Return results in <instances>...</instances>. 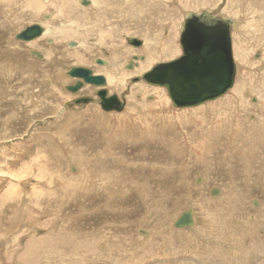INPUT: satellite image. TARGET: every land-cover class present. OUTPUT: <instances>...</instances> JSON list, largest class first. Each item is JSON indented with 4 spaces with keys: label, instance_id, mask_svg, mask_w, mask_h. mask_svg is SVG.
<instances>
[{
    "label": "rangeland",
    "instance_id": "1",
    "mask_svg": "<svg viewBox=\"0 0 264 264\" xmlns=\"http://www.w3.org/2000/svg\"><path fill=\"white\" fill-rule=\"evenodd\" d=\"M28 1L30 0H12V1L11 0H8V1L0 0V80L3 79L2 81H0V99H2L0 100V118H2V122L4 124V127H2L3 125H2V122L0 121V126L2 125L0 127V149H2V152L0 150V157H1L0 161L3 164L2 165L0 162V169L1 168L3 170H6V168L9 169L8 170L9 176H7V174L3 172L2 170L0 171V203H1L0 205V227H1L0 228V233H1L0 239L1 237L3 239V240L2 239L0 240V257H1L0 264H262V263L264 264V236H263L264 226L263 227L261 226L262 223L264 225V130H263L264 128V107H263L264 106V99H263L264 98V84H262L264 82V79L262 80V78L264 77V72H263L264 71V64H263L264 58L263 56H261L262 51H264V46H263L264 45V41H263L264 32L261 29L262 26L260 27L258 24L254 23L257 21L256 18H260L261 16H264L263 15L264 14V1L256 0L257 1L256 2L255 0H246L245 2H243L242 7L243 6L244 7L243 8L241 7V9L245 14L248 15V16H245L247 17L245 20L240 13L237 14L236 12V15H234L236 10L232 11L228 7L229 4L227 5V0H221V1L218 0L221 3V4L220 3L218 4L219 6L215 5L217 3V0H209V4H208L209 7H204V8L203 7L201 8L200 6L198 7V5L196 6V5L190 4L191 2L196 3L197 1L202 2L203 0H179L178 1L179 3L177 2V0H167L168 2L167 7H164V4L160 2L157 4L152 3L151 5L146 6L148 8L152 7L151 8L152 10L150 11L151 17L149 18L148 27L152 26L153 31L150 34H146V36H148L147 38H148L149 46H152L150 47V49L152 48L154 49L156 48V46L159 45L161 34L163 37H166L167 35H169V33L175 30L174 29L175 26L177 27L176 30L178 31L180 30V26L182 25V22H183V15L187 17L188 14L196 15L201 12H210L215 18L222 19V20L230 19L236 23L235 25L236 27L235 26L229 27L230 29L229 33L231 34L232 47H233L232 56H233V60L235 64V73L233 76L232 83L231 84L229 83L230 82L229 81L230 78H229V80L227 81V85H226V92L214 98L213 100H210L207 103H203L201 105L195 106L194 108L193 107L176 108L175 106L173 107V109L175 108L174 110H180V111L189 110L188 112L190 114L188 112L184 113L187 115L184 119V122H186V119L190 118L191 116V117H197L196 122L202 125L200 126L199 130H197L196 127L192 129L190 124H189L190 128H188V126L186 125L184 127L185 129L184 128L182 129L180 128V125L179 126L177 125V129L180 132L184 133L186 137V141L184 142L185 144L183 145L179 144L177 146H176V143L172 141V140L179 139V137L175 133L177 129H175L173 126H171L170 129L169 128L162 129V134L152 137L153 140L151 141H148V140L144 141L139 138L134 140V142L132 140L127 141L124 136L120 140H116V138H118L119 136L116 134L123 132L122 126L118 127L117 125L119 122L121 123L125 120L123 123H126L124 125L126 128H128L129 127L128 124L130 122L136 124L135 116H138L137 119H139V117L142 118V117H145V116L147 117L148 115H150L146 109L147 108L146 103L153 104L154 101L157 99V97L153 93L151 92L149 93V91H147V93H143L144 92L142 91L143 88L139 85V82H142V85L144 87L146 86V87L153 88V86L146 85L142 81L141 77H144L146 73H150L157 65L170 63L173 60L176 61L179 57L171 61H168V62L167 61L162 62L163 60H166V59L163 57L162 60L160 61V59H158V57L156 56L157 58L156 62L155 64L153 63V66L149 71L141 72L139 74H133L130 77H126L125 81H123L122 83L116 84L117 86L116 85L113 87H111L110 85L105 86L104 90L107 92V96L114 97L115 101H119L120 105H122L120 110L111 109L106 112L101 110L99 107L100 100L96 96V92H97L96 90H95L96 92L93 90L88 95H81V97L76 98L77 100L74 99L72 101L70 99H66L63 93L59 92L57 89L56 101L53 102L51 100L52 92H50V90L48 91L47 90L48 87H45L44 85L47 84L46 86H50L51 88L54 89L53 79H52L53 75L51 74V72L53 69H55V67L60 66L59 65L60 59L67 58V53L69 52V50L66 48L65 44L69 43L70 41H71L70 43L78 42L81 39L79 38L80 35L78 37H74L72 40L65 39L64 41L59 42L58 48L52 54L47 55L46 52L43 51L42 49H34V47L31 46L35 40L33 42L32 41L31 42H19V41L14 40V34L17 33L21 29L23 30L25 27H28L33 24H38V25L40 24V26L44 27L45 24L50 23L49 25H46V26H48V28L50 29V25H51L53 29L55 28L54 29L55 31L53 32H56L57 29H59L60 31L61 29L62 30L67 29L66 28L67 26L68 28L69 27L71 28V26L72 28H76V25L78 23H80V25L85 24L84 25L85 27L83 29H81L83 26L77 27L79 31L84 30L83 32H81V35L85 34L87 31L88 32L91 31L90 32L91 38L88 36L87 37L84 36L85 38L81 36L83 41L88 40L92 45H94L96 51L100 50L98 51V53L94 54L97 57L86 58L88 63L85 62L81 64V65H86L87 68L88 66L90 67V64L94 65L95 67H102L96 64V61L94 62V59L98 60V58L99 59L103 58L106 62L109 59L111 60L107 62L110 66L112 65L117 66V67L119 66L120 69L123 68L122 69L123 71L130 72V71H133L135 64L138 65L139 62L143 63L144 60H146L148 56H146L147 53L139 47L135 48L133 46L131 48V46H129L127 43L128 36L124 32L120 33L122 35L117 34L115 33L116 29L114 27L109 26V24L108 25L101 24L98 22L99 14L100 15L101 13L104 14L105 9H107V7H103L99 10H96V13L92 10L94 13L90 12V16H88V19L85 21L82 19V16L80 17V14L81 15L83 14L82 8L84 9V7L77 4V0H75V4H73V0L71 2L69 1V7L67 5L65 6L64 4L65 2H68V1L64 0L62 2L60 0L54 3V8L52 6L46 7V8L41 7L42 8L40 11L41 13L35 12V11L34 13H31L30 11L27 12V8L24 7V5L28 4L27 3ZM232 1H233V4H235V6L236 4H238V7L240 6V2H241L240 0H236V1L232 0ZM237 1H239V3H237ZM30 2H32V0ZM41 2L48 4V3H53V0H50V1L42 0ZM247 4H248V9H247ZM182 5L184 8L182 7ZM253 5H254V8L252 7ZM15 8L17 11H14ZM70 8H72V12L70 11ZM174 8H176V11ZM100 10H101V13H99ZM119 11L126 13V11L122 9H119ZM127 11L130 12V13H126L128 14L126 15V17L129 18L133 15L132 8H128ZM11 14H13V16ZM50 15H52V17L49 18L50 21H47L46 20L47 18L45 17L50 16ZM55 15H56V18H55ZM145 15L146 13H143L139 16L136 15L135 17L136 20L134 22L135 28L137 26H140L141 23L145 20ZM42 16H44L43 19H42ZM76 16H77V19H76ZM251 16H255L256 18L254 17V19L253 18L249 19ZM12 18L13 20H11ZM58 18H61V19H58ZM68 20H70L71 22ZM9 21H12V23H9ZM179 21H180V25L177 26ZM90 22H91V25L89 24ZM70 23H73L74 25ZM95 23L97 24V26H95L96 25ZM165 23L169 28L165 27ZM62 24L65 26L63 27ZM172 25L173 26L175 25V26L172 27V29H170ZM163 26L165 27L164 30L162 29ZM94 27L97 29H95ZM139 28L142 29V28H145V26H142ZM216 30L222 35V31L219 27L216 28ZM153 33L157 34V36L154 37ZM105 34H108V35L106 36ZM116 34L120 36L119 39L121 40V44L118 43L119 45L118 46L117 42H115V44L112 47H108L107 44L109 43L110 36H113V39H115ZM240 35H241V38H239ZM53 36L54 35H52L48 39L41 40L42 46L44 48H47L50 45L49 41L51 39L55 40V36L54 37ZM129 37L131 38V36ZM135 38L144 42V40L142 39H144L145 37L144 35H137ZM178 38H179V35H178ZM60 39H62V37ZM239 39H241L240 40L241 42H239ZM8 40L9 42L11 41L10 43L17 42V43H20L19 45H21V47H25L22 50L24 53L23 52L15 53L14 51H16L15 49L16 46L12 47L14 48L12 52H9L8 49H7L8 51L7 52L5 48H6V45H8L7 44ZM178 40L179 39H177V45L179 49L181 50ZM103 41H105L104 45H103L104 43ZM85 45H87L86 42H85ZM236 45L237 46L243 45V46L239 50V48H237ZM124 46H126L127 49H125ZM120 48L122 49L120 53L117 52V55H118V60H117L116 58H114L113 54H115V52L113 51V49H120ZM26 49L27 50L29 49L28 53L30 51L38 52L43 57L44 60L43 59L42 60L44 61V63L38 66V64L36 63L38 59L35 58L34 56L28 55L27 51L25 52ZM131 50H133L134 52ZM140 50H141V53H140ZM84 51L91 52L89 48H84ZM128 51L129 52L131 51L130 52L131 55L129 54ZM16 56H17V59H16ZM122 56L123 57L126 56V57L122 59L123 58ZM29 57L31 59H29ZM127 59L130 61H128ZM15 60H16V64H14ZM38 62H42V61H38ZM257 62H260V64L261 63L262 64L260 65ZM128 63H130L131 66L132 64L134 65L131 70L128 69V66H129ZM76 65H79V64H76ZM240 65L241 66L243 65L244 67H241ZM14 67H15V70L13 69ZM67 67H68L67 64L64 65L63 67L61 66L59 72L54 73V77L57 80L59 78L63 83H65L63 87H65L66 85H69V86L72 85L71 80H69V78H67V74H65V72L68 70ZM241 68L242 69L244 68V70H242ZM34 69L36 71H34ZM92 69L96 70L95 68H92ZM39 70L43 72L42 76L44 80L41 78L42 76L39 73ZM239 72L241 74H238ZM256 72L258 73L256 74ZM13 73L15 75H18V74L19 75L16 77ZM35 73H37L38 75L37 77H34ZM246 73H248L249 76H247L248 74ZM28 74L31 76H29ZM58 74L60 75L58 76ZM156 74L157 75L155 74L154 75L158 76V73ZM11 76H13L14 79L16 80L10 78ZM155 76L153 77L155 78ZM32 78H36L37 81L36 79H32ZM238 81H241L242 83ZM40 82H42L44 85ZM20 83L23 84L24 87L18 86ZM16 84L18 87L16 86ZM4 86H6V88L8 86V89H6ZM132 86H133V91H135L136 88H140V87L141 88L139 90H136V93L131 95ZM109 88H112V89H109ZM236 88L238 90L240 88L239 92L241 94L238 93V95L240 94L239 96L241 100L243 101L244 98H246L244 101L248 103L245 107L242 108L244 110L240 111L238 114H237V111H234L236 113L234 112L231 113L232 109L229 108V104L223 103L225 99H230L232 96L234 98H237L235 94L237 90ZM259 88L261 89L263 88V89L259 90ZM8 91L9 92L12 91V92H10L9 94ZM252 91L258 92V96L260 97L257 98L255 94H253ZM41 92H43L44 94L43 93L41 94ZM231 92H234V94ZM153 96L155 97V99ZM59 98L61 101H58ZM81 98L89 99L90 102L86 104H75V102ZM256 98L262 102L263 105L261 104V106L263 108H260L259 105H258L259 107L257 106ZM16 99L18 101H16ZM30 100L32 101L31 103H30ZM166 100L169 102L170 106L172 107V104L168 97L166 98ZM134 101H137L138 105H137V102H134ZM2 102L4 103V105H2L3 104ZM27 102H29L28 105H27ZM53 103L55 106V107L53 106L54 110L52 108ZM89 104L91 105V108L89 107L90 106ZM109 104H112V103H109ZM213 104H218L216 106H218L220 110L223 109L222 105L225 106L224 109L226 108L230 109V110H227L228 112H224L225 118L223 122H219L217 118H215V116L211 117L212 116L211 113L206 114L210 116L208 120L205 119L204 121H202L201 113H204V112H200V110L203 107L208 106L207 109L211 111L213 108L216 107V106H211ZM26 106L27 108H25ZM86 106L88 108H86ZM93 106H95L96 108ZM142 107H144V109ZM160 107L166 108V109H161ZM97 108L99 109L100 112L97 111ZM247 108H253V109L249 112L247 111L246 113H244V111ZM129 109L130 110L132 109V111H130ZM137 109L139 110L137 111ZM256 110H258L257 113H256ZM90 111H96L95 114L100 113L102 121L99 119L95 120L96 119L95 115L93 117L90 116V114L87 115V113H89ZM154 113L156 114L155 117L157 118L171 117L170 115L171 113L169 114V110L167 109V107H163V106H155ZM114 115L116 117L119 115L118 117H120L119 118L120 120L116 119L118 123L112 119L113 117H115ZM234 115H236V117ZM13 116H14V120H13ZM73 116H81V117L84 116V119L73 118ZM242 117H244L243 120H245L244 125H248V127H246L245 129H244V125L240 126L239 124L236 123L237 119L242 118ZM77 119L79 120L77 121ZM261 121L262 123H260ZM146 122L147 121L145 119V123ZM6 123H8L9 125ZM105 123H106V127H105ZM233 123L234 125L232 126ZM50 124L51 126H49ZM156 124H158L157 127H160V125L162 124V121L157 122ZM216 124L218 126H216ZM236 124L239 127L236 126ZM91 126H93L94 128ZM213 127L217 129L220 135L216 137H214L215 135H213L212 140L209 141L208 139L209 142L206 141L204 143L205 144L204 146L200 145L199 149L198 147L193 148L191 145L192 143L190 142H196L198 140L200 141L202 138L206 140V135L210 136V133L208 132L213 130ZM252 127H254L256 130L254 128L252 130ZM2 128H4V130H2ZM39 129L41 130L39 131ZM90 129H92V132L90 131ZM105 129L108 131V134H109V141L107 138L106 143H105V139H103L105 132H107ZM257 129L260 132L257 131ZM62 131L64 133H62ZM217 131H215V133H217ZM39 132L41 134L46 133L45 138L50 137V139L54 141L52 145L53 146L55 145L54 147H57L55 150L54 149L52 150L50 147H47L45 149V151H47V153L45 154L47 155L48 158H46V160L42 162L43 165H41L42 163L40 160H38L39 162L38 164H31V158L34 155V153H36L37 148L44 150L45 145H48V143H46L45 145L42 144L41 146L36 147L34 142L36 143L38 140L37 138L33 136H36L37 135L36 133H38L39 135ZM59 134H61L62 136H60ZM133 134H139V133L137 132V130H135L133 131ZM251 134H253L254 136H252ZM19 135L20 136L22 135L21 139L18 138ZM161 135H167L170 138L168 141L169 143L166 141V139L159 141L158 138H160ZM52 136L53 138H51ZM207 138H210V137H207ZM125 142L128 144H126ZM176 142H179V141H176ZM103 143H105L106 145H103ZM13 144H15V146ZM172 144L173 146H176V148H179L178 151L180 152V155L174 151V147H172ZM5 147L8 148V151H7V148ZM18 148L20 151L18 150ZM23 149L24 150L26 149V151H29V153H27L26 151H25L26 153L24 151L23 153L21 151ZM65 149L67 150L65 151ZM5 150L7 151V154ZM202 151L204 152L203 155L201 154ZM16 153H18L19 155ZM10 154L15 155L16 157L9 158L8 156ZM62 155H63V158H62ZM5 156H7L9 159H7V157L4 158ZM19 156H20V159L18 158ZM75 156L79 157V160H74L73 158ZM53 157H55V159ZM17 158H18V161L16 160ZM68 158L70 159L69 161H68ZM12 159L13 160L15 159V160L12 161ZM72 159L74 162H72ZM104 159H106L107 161L106 160L104 161ZM111 159L114 161H111ZM123 159L125 162H123ZM9 160H10V163L8 162ZM50 162L51 163L53 162V163L50 165ZM79 163H80V166H79ZM124 163L126 164L124 165ZM7 164H10L13 168H11V166ZM140 165L142 167H140ZM101 167H103L102 168L103 170H101ZM75 168L89 170V174L87 176L86 175L79 176ZM105 168L106 170H104ZM165 169L166 171H164ZM61 170L63 171V173ZM51 171L52 172L54 171L53 172L54 175H52ZM180 171L185 172V174H183ZM57 172L59 174L58 178H56L57 176H55V174L58 175ZM13 173H15V176ZM92 173H94V177L91 178V176H93ZM71 175L72 177H69ZM105 177L107 178L105 179ZM41 179H44V180H41ZM69 179L71 182L68 181ZM25 180L28 182L26 183ZM38 180L41 183H39ZM54 180L56 181L54 182ZM101 180H102V183H99L101 182ZM60 182L62 183V185ZM78 182L80 183V185L78 184ZM110 183L112 186L110 185ZM133 183L134 185H132ZM140 183L143 185H141ZM181 183L182 185H180ZM9 184L13 186L14 190L13 188L8 187L10 186ZM77 184L79 186H77ZM98 185L100 186V188L98 187ZM148 185H150L151 190L148 189L149 188ZM68 186H71V187H68ZM29 187H32V188H29ZM83 187L84 189H82ZM54 189L55 190L57 189V190L55 191ZM85 189H87V191ZM143 189L144 191H146V194L144 195L141 193L143 192L142 191ZM11 190L13 192L16 191L17 194H14L16 195V197L14 196L15 198L12 196L8 199V196L13 194ZM18 190H20L22 195L19 194L20 192ZM38 190H40L41 192ZM53 190L55 192H53ZM4 191H6L8 194L5 193ZM96 191L98 192V194ZM222 191L224 193H222ZM25 192H30V195L29 193L25 194ZM48 192H50L51 195ZM108 192H110V194H108ZM118 192H120L121 194L126 193V195L122 199H117V197H119L118 195H120V193ZM216 193H219V194L217 195ZM85 195H86V198H85ZM147 195L150 197H148ZM141 196H142V199H141ZM145 196L147 197L145 198ZM219 196L220 198H218ZM106 198L109 200H107ZM110 198H114V200ZM45 199H46V203H45ZM61 199L63 203L61 202ZM146 199H148V203ZM22 201H23V204H22ZM59 201H60V204H58ZM105 203H107V205ZM17 204L18 205L20 204V205L18 206ZM14 206H17L18 208ZM95 206H98V207H95ZM107 207H110L111 209H107ZM24 208L25 210H23ZM31 208L34 212L31 211ZM37 210L39 211V213L37 212ZM183 211L189 212L194 222V226L192 225V226H188L185 228L177 229L178 230L177 231L176 229L173 228L172 223L179 214L183 213ZM18 212H20L19 213L20 215L18 214ZM32 213L34 214L32 215ZM29 215H30L29 217L30 219L29 218L27 219ZM228 217L229 219L227 220ZM35 219H37L38 221L37 220L34 221ZM140 221L142 222L140 223ZM50 225H52V227ZM242 226L243 227L245 226L246 228H242ZM140 229H143L144 231H146V233H149V235L148 236H144V235L142 236V234L140 235L139 233ZM12 234H13V237H12ZM159 237L162 239H159ZM12 238L15 239V242L12 241L13 240ZM5 243L6 244L10 243V244L6 245ZM54 244H56L57 246ZM207 247H208V250L206 249ZM27 248L28 250H30V252L27 250ZM62 253H63V256H62Z\"/></svg>",
    "mask_w": 264,
    "mask_h": 264
},
{
    "label": "bare ground",
    "instance_id": "2",
    "mask_svg": "<svg viewBox=\"0 0 264 264\" xmlns=\"http://www.w3.org/2000/svg\"><path fill=\"white\" fill-rule=\"evenodd\" d=\"M8 1V0H7ZM12 1V0H11ZM31 1V0H30ZM30 1H28L27 3L28 4H26V5H24V7H26L27 8V12H31V13H34V11L35 12H39V13H41L40 11H41V7H43V8H46V7H53L54 8V3L55 2H58V1H60V0H53V3H48V4H45V3H43V2H41L42 0H32V2H30ZM46 1H48V0H46ZM50 1V0H49ZM62 2L64 1V0H61ZM66 1H68V2H65L64 4H65V6L67 5L68 7H69V1L71 2L72 0H66ZM83 1H86L87 3H88V5L87 6H83L82 4H81V2H83ZM152 1H154V2H152ZM179 0H177V2H178ZM221 1V0H220ZM220 1H218L217 0V3L215 4L216 6L220 3ZM236 1V0H235ZM241 2H240V6L238 7V4H236V6H235V4H233V1L232 0H227V5H228V7L232 10V11H235V13H234V15H236V12H237V14L238 13H240L242 16H243V18H244V20L247 18V17H245V16H248L247 14H245L243 11H242V9H241V7H242V4H243V2H245L246 0H240ZM256 1V0H255ZM259 1V0H258ZM262 1H264V0H262ZM2 2V1H1ZM162 3V4H164V7H167V4H168V2H167V0H77V4H79V5H81V6H83L84 7V9L82 8V12H83V14L81 15L80 14V17L82 16V19L83 20H87L88 19V16H90V12H95L96 13V10H99V9H101V8H103V7H107V9H105V13L104 14H102L101 13V10H100V12L99 13H101V15L99 14V20H98V22L99 23H101V24H109V26H112V27H114L115 29H116V31H115V33H117V34H120L121 32H124L127 36H128V38H130L129 36H134V38L137 36V35H144V39H142V40H144V42H142L143 43V47L142 46H140L141 47V49L142 50H144L146 53H147V55L146 56H148L147 57V59L146 60H144V62L143 63H140L139 61V64L137 65V64H135V67H134V69H133V71H128V72H125V71H123L122 69H120L119 68V66L117 67V66H114V65H112V66H110L107 62L108 61H111L110 59L106 62L103 58H101V59H99V60H97V59H94V62L97 60V62H96V64H98V65H100V66H102V67H95L94 65H91L90 64V67L88 66V68H87V66L86 65H81V64H83V63H88L87 62V60H86V58H94V57H97V56H95L94 54H96V53H98V51H100V50H97L96 51V49H95V47H94V45H92L88 40L87 41H83V39H82V37L81 36H88V37H90L91 38V36H90V32H86L85 34H83V35H81V32H83V31H79V29H77V27H82L81 29H83L85 26V24H83V23H81V24H83V25H80V23H78L77 25H76V28H72V26H71V28L69 27L68 28V26L66 27L67 29H61V31L59 30V29H57V31L56 32H53V31H55L54 29H53V27H51V25H50V29L48 28V26H46V25H49L50 23H48V24H45V26H44V24H43V26L44 27H42V26H40V24L38 25V24H33L32 26H38V27H40V28H42L43 29V31H42V34L40 35V36H38V37H36V38H34V39H32V40H29L28 42H33L34 40V43L31 45L32 47H34V49H42L43 51H45L46 52V54L47 55H50V54H52L57 48H58V46H59V42H61V41H64L65 39H68V40H72L74 37H78L79 35H80V37L79 38H81L78 42H75V43H66L65 45H66V48L69 50V52L67 53V58H64V59H60L59 60V65L60 66H58V67H55V69H53L52 70V72H51V74L53 75V87H54V89L53 88H51L50 86H46V85H44L42 82H40V83H42L45 87H48L47 88V90L49 91L50 90V92H52V97H51V100L53 101V102H55L56 101V92H57V89H58V91L59 92H61V93H63V95H64V97L66 98V99H70V100H74V99H76V98H79V97H81V95H88L90 92H92L93 90L95 91H97V90H102L103 88H100V89H98V88H96V87H92V86H82L81 88H79L76 92H73V93H71V92H69L68 91V86L69 85H66L65 87H63L64 86V84L65 83H63L59 78H58V80L54 77V73L55 72H59V70H60V68H61V66L63 67L64 65H66L67 64V69L69 70L70 68H83V69H86V70H90L91 72H92V76H101V77H103L104 78V80H105V84H106V86H111V87H113V86H115L116 84H119V83H122L123 81H125V78L126 77H130L131 75H133V74H139V73H141V72H146V71H149L151 68H152V66H153V63L155 64V62H156V56L158 57V59H160V61L162 60V58L164 57L166 60H163L162 62H165V61H171V60H173V59H176L177 57H179L178 59H182L183 57H184V52H187L188 51V49L186 50V51H183V48H182V45H183V43H182V39H183V36L185 35V34H187L188 33V28H189V26H191V25H193V26H195V28H196V31L195 32H193V35L194 36H198L199 35V33H200V28H199V22L198 21H194V20H192L191 22H186L185 20L186 19H188V16L187 17H185L184 15H183V22H182V25L180 26V30L178 31V30H176L177 29V27L175 26H171V28L170 29H172V27H174V31H172L171 33H169V35H167L166 37H163L162 36V34H161V37H160V42H159V45L158 46H156V48H152V49H150V47H152V46H149V42H148V36H146V34H150V33H152V31H153V29H152V26H149L148 27V25H149V18L151 17V8H148V7H146L147 5H151L152 3L153 4H157V3ZM215 2V1H214ZM257 2V1H256ZM3 3V2H2ZM8 3V2H7ZM14 3H16V2H14ZM179 3V2H178ZM235 3V2H234ZM237 3H239V1H237ZM254 3V2H253ZM261 3V2H260ZM72 4V3H71ZM73 4H75V0H73ZM191 5H198V7L200 6L201 8L203 7H209V0H203L202 2H196V3H193V2H191L190 3ZM221 4V3H220ZM246 4V3H245ZM244 4V5H245ZM257 4V3H256ZM16 5V4H15ZM57 5V4H56ZM63 5V4H62ZM172 5V4H171ZM6 6H7V4H6ZM71 6V5H70ZM155 6V5H154ZM219 6V5H218ZM21 7V6H20ZM159 7H160V5H159ZM182 7H183V5H182ZM181 7V8H182ZM210 7H211V5H210ZM244 7V6H243ZM242 7V8H243ZM253 8H254V5L252 6ZM251 7V8H252ZM260 7V6H259ZM258 7V8H259ZM59 8V7H58ZM128 8H132V11H133V15L131 16V17H129V18H127L126 17V15H128V14H126V13H130V12H128L127 10H128ZM184 8V7H183ZM257 8V7H256ZM60 9V8H59ZM58 9V10H59ZM119 9H122V10H124V11H126V13L125 12H122V11H119ZM159 9V8H158ZM168 9H170V8H168ZM175 9V11H176V8H174ZM247 9H248V4H247ZM38 10V11H37ZM66 10V9H65ZM64 10V11H65ZM69 10V9H68ZM67 10V11H68ZM93 10V11H92ZM155 10V9H154ZM167 10V9H166ZM180 10V9H179ZM227 10V9H226ZM251 10V9H250ZM261 10V9H260ZM14 11H17L16 10V8L14 9ZM24 11H25V9H24ZM60 11V10H59ZM70 11L72 12V8H70ZM69 11V12H70ZM163 11H165V10H163ZM188 11V10H187ZM194 11V10H193ZM225 11V10H224ZM44 12V11H43ZM53 12V11H52ZM51 12V13H52ZM93 12V13H94ZM253 12V11H252ZM19 13V12H18ZM51 13H49V14H51ZM61 13V12H60ZM143 13H146V15H145V20L141 23V25L140 26H137L136 28L134 27V22H135V17H136V15H141V14H143ZM153 13V12H152ZM171 13V12H170ZM173 13V12H172ZM182 13V12H181ZM188 13V12H187ZM202 13H206L207 15H209L210 17H212V18H215V17H213V15L210 13V12H201V13H198V14H196V15H200V14H202ZM225 13V12H224ZM232 13V12H231ZM230 13V14H231ZM14 14V13H13ZM13 14H11L12 16H13ZM47 14H48V12H47ZM73 14V13H72ZM71 14V15H72ZM219 14H221V13H219ZM233 14V13H232ZM251 14V13H250ZM249 14V15H250ZM257 14V13H256ZM10 15V14H9ZM228 15V14H227ZM262 15V14H261ZM264 15V14H263ZM46 16V15H45ZM62 16V15H61ZM79 16V15H78ZM92 16V15H91ZM233 16V15H232ZM258 16V15H257ZM260 16V15H259ZM41 17V16H40ZM52 17V15H50V16H47V17H45V18H47L46 20L47 21H50V19L49 18H51ZM254 17L255 16H251L249 19H251V18H253L254 19ZM44 18V16H42V19ZM55 18H56V15H55ZM69 18V17H68ZM97 18V17H96ZM168 18V17H167ZM225 18V17H224ZM233 18V17H232ZM256 18V17H255ZM10 19V18H9ZM58 19H61V18H58ZM76 19H77V16H76ZM78 19H80V18H78ZM153 19V18H152ZM169 19V18H168ZM174 19H176V18H174ZM173 19V20H174ZM242 19V18H241ZM257 19V21L256 22H254V23H256V24H258L260 27L262 26V30H263V32H264V16H261L260 18H256ZM259 19V20H258ZM11 20H13V18L11 19ZM164 20V19H163ZM171 20V19H170ZM169 20V21H170ZM230 20V19H229ZM68 21H70V20H68ZM67 21V22H68ZM90 21V20H89ZM237 21H239V20H237ZM249 21V20H248ZM247 21V22H248ZM71 22V21H70ZM166 22V21H165ZM230 23H232V26H235L236 25V23L234 22V21H232V20H230L229 21ZM244 22V21H243ZM9 23H12V21H9ZM43 23V22H42ZM86 23V22H85ZM133 23V24H132ZM170 23V22H169ZM176 23V22H175ZM204 23L206 24V25H208V26H211L212 27V29H216V28H220V26L218 25V26H214L216 23H212V22H210V21H208L207 19H204ZM70 24H72V25H74L73 23H70ZM90 25H91V22L89 23ZM96 24V23H95ZM123 24H124V26H123ZM164 24V23H163ZM173 24V23H172ZM63 25V24H62ZM178 25H180V21L178 22V24H177V26ZM31 26V25H30ZM30 26H28V27H25L24 29H28V28H30ZM65 25H63V27H64ZM87 26V25H86ZM95 26H97V24L95 25ZM142 26H145V28H142V29H140L139 27H142ZM231 26V27H232ZM255 26V25H254ZM62 27V26H61ZM165 27L166 28H169L167 25H166V23H165ZM164 26L162 27V29L164 30V28H165ZM236 27V26H235ZM95 28V27H94ZM113 28V29H114ZM203 28H205V27H203ZM253 28V27H252ZM24 29L22 30H19L17 33H15L14 34V38H16L19 34H21L22 33V31H24ZM52 29V30H51ZM95 29H97V28H95ZM111 30V29H110ZM234 30V29H233ZM237 30V29H236ZM235 30V31H236ZM166 31V30H165ZM222 31H223V29H222ZM16 32V31H15ZM179 32V33H178ZM97 33H99V32H97ZM161 33V32H160ZM235 33H237V32H235ZM234 33V34H235ZM103 34V33H102ZM101 34V35H102ZM115 35V39H113V36H110V38H109V43L107 44L108 45V47H112L114 44H115V42H117V45H118V43L119 44H121V40L119 39L120 38V36H118V35ZM239 34H240V32H239ZM238 34V35H239ZM52 35H54L55 36V40H53V39H51L48 43L50 44L47 48H44L43 46H42V42H41V40H43V39H48L49 37H51ZM93 35H95V34H93ZM92 35V36H93ZM106 36L108 35V34H105ZM120 35H122V34H120ZM178 35H179V38H178ZM236 35V34H235ZM53 36V37H54ZM104 36V35H103ZM124 36V35H123ZM153 36L154 37H156L157 36V34H155V33H153ZM262 36V35H261ZM52 37V38H53ZM62 37V39H60ZM238 37V36H237ZM257 37V36H256ZM264 37V36H263ZM85 38V37H84ZM89 38V39H90ZM107 38V39H108ZM122 38V37H121ZM150 38V37H149ZM158 38V37H157ZM239 38H241V35H240V37ZM177 39H179L178 40V42H179V44H180V47H181V50L179 49V47H178V45H177ZM235 39V38H234ZM237 39V38H236ZM84 40H86V39H84ZM92 40V39H91ZM99 40V39H98ZM127 40V39H126ZM152 40H153V38H152ZM241 39H239V42H241L240 41ZM244 40V39H243ZM261 40V39H260ZM16 41H19V42H22V41H20V40H16ZM94 41H95V39H94ZM101 41H102V39H101ZM107 41V40H106ZM233 41H235V40H233ZM264 41V40H263ZM11 42V41H10ZM9 42V40H8V42H7V44L8 45H6V48H5V50L7 51V49H8V51L9 52H12V50H14V48H12L13 46H16L15 47V49H16V51H14L15 53L16 52H23L22 50H23V48H25V47H21V45H19L20 43H17V42H14V43H10ZM72 42H74V41H72ZM85 42H86V44L87 45H85ZM104 43H103V45L105 44V41H103ZM249 42V41H248ZM100 43V42H99ZM236 43V42H235ZM234 43V44H235ZM261 43V42H260ZM29 44V43H28ZM47 44V43H46ZM96 44V43H95ZM102 44V43H101ZM242 44V43H241ZM70 45H72V46H70ZM126 45V44H125ZM239 45V44H238ZM250 45V44H249ZM260 45H262V44H260ZM98 46V45H97ZM102 46V45H101ZM119 46V45H118ZM127 46V45H126ZM126 46H124L125 47V49H127V47ZM237 46V45H236ZM242 46L243 45H241V46H237V48H239V50H240V48H242ZM246 46H247V44H246ZM251 46V45H250ZM264 46V45H263ZM262 46V47H263ZM106 47V46H105ZM84 48H89L90 50H91V52H86V51H84ZM132 48V47H131ZM233 48V47H232ZM102 49V48H101ZM110 49V48H109ZM121 49L122 48H120V49H113V51L115 52V54H113L114 55V58H116L117 60H118V55H117V52H119L120 53V51H121ZM260 49V48H259ZM29 50V49H28ZM28 50L26 49L25 50V52L27 51V53H28ZM32 50V49H31ZM128 50H129V48H128ZM134 50V49H133ZM133 50H131V51H133ZM242 50V49H241ZM7 51V52H8ZM103 51V50H102ZM130 51V52H131ZM137 51V50H136ZM236 51V50H235ZM259 51V50H258ZM129 52V51H128ZM130 52H129V54H130ZM134 52V51H133ZM181 52V53H180ZM242 52V51H241ZM256 52V51H255ZM24 53V52H23ZM34 53L35 54H37L39 57H37V56H35L34 55ZM112 53V52H111ZM123 53V52H122ZM140 53H141V50H140ZM241 54V53H240ZM4 55V54H3ZM28 55H30V56H34L35 58H37L36 60H37V64H38V66H40V65H42L43 63H44V59H43V57L38 53V52H36V51H30L29 53H28ZM101 55V54H100ZM112 55V54H111ZM120 55V54H119ZM126 55V54H125ZM131 55V54H130ZM139 55V54H138ZM236 55V54H235ZM44 56H45V54H44ZM143 56V55H142ZM261 56H263V58H264V51H262V54H261ZM33 57V58H34ZM111 57V56H110ZM113 57V56H112ZM123 57V56H122ZM124 57H126V56H124ZM124 57L122 58V59H124ZM130 57V56H129ZM137 57V56H136ZM139 57V56H138ZM236 57H238V56H236ZM242 57V56H241ZM34 58V59H35ZM106 58V57H105ZM108 58V57H107ZM244 58V57H243ZM253 58H254V56H253ZM261 58V57H260ZM16 59H17V56H16ZM29 59H31L30 57H29ZM43 59V60H42ZM247 59V58H246ZM245 59V60H246ZM93 60V59H92ZM101 60V61H100ZM126 60V59H125ZM128 60V59H127ZM241 60V59H240ZM5 61V60H4ZM38 61H42V62H38ZM46 61V60H45ZM49 61V60H48ZM113 61H114V59H113ZM128 61H130V60H128ZM93 62V63H94ZM121 62V61H120ZM135 62V61H134ZM137 62V61H136ZM246 62V61H245ZM262 62V61H261ZM66 63V64H65ZM115 63H116V61H115ZM119 63V62H118ZM131 63V62H130ZM130 63H128V64H130ZM236 63V62H235ZM249 63V62H248ZM254 63V62H253ZM257 63H259L260 64V62H257ZM14 64H16V60H15V62H14ZM48 64V63H47ZM62 64V65H61ZM69 64V65H68ZM76 64H79V65H76ZM113 64V63H112ZM233 64V63H232ZM240 64V63H239ZM246 64V63H245ZM258 64V65H259ZM262 64V63H261ZM260 64V65H261ZM264 64V63H263ZM76 65V66H75ZM118 65V64H117ZM131 65V64H130ZM234 65V64H233ZM244 65V64H243ZM241 66V67H244V66ZM51 66V65H50ZM123 66V65H122ZM124 66H125V64H124ZM123 66V67H124ZM133 64H132V66H131V69L133 68ZM138 66V67H137ZM250 66V65H249ZM252 66H253V64H252ZM3 67H5V66H3ZM84 67H86V68H84ZM50 68V67H49ZM66 68V67H65ZM64 68V69H65ZM92 68H95L96 70H93ZM238 68H240V67H238ZM237 68V69H238ZM249 68V67H248ZM250 68H252V67H250ZM254 68V67H253ZM259 68H260V66H259ZM14 70H15V67L13 68ZM63 69V70H64ZM130 69V70H131ZM242 69V68H241ZM240 69V70H241ZM5 70V69H4ZM9 70V69H8ZM17 70V69H16ZM67 70V71H68ZM125 70V69H124ZM242 70H244V68L242 69ZM6 71V70H5ZM11 71V70H10ZM9 71V72H10ZM34 71H36L35 69H34ZM67 71L65 72V74H67ZM237 71V70H236ZM247 71H248V69H247ZM15 72V71H14ZM16 72H18V71H16ZM21 72V71H20ZM31 72V71H30ZM245 72V71H244ZM255 72V71H254ZM264 72V71H263ZM39 73L41 74V76H42V74H43V72L41 71V70H39ZM258 72H256V74H257ZM14 74V73H13ZM21 74V73H20ZM31 74V73H30ZM145 74V73H144ZM238 74H241L240 72L238 73ZM246 74H248V73H246ZM255 74V73H254ZM2 75V74H1ZM12 75V74H11ZM15 75V74H14ZM13 75V76H14ZM19 75V74H18ZM18 75H15L16 77L18 76ZM29 75V74H28ZM60 74H58V76H59ZM143 75V74H142ZM250 75H252V74H250ZM3 76V75H2ZM13 76H11L10 78H12V79H14V77ZM29 76H31V75H29ZM38 75H37V73H35V76L34 77H37ZM57 76V77H58ZM63 76V75H62ZM65 76V75H64ZM236 76V75H235ZM247 76H249V74L247 75ZM258 76V75H257ZM8 77H9V75H8ZM7 77V78H8ZM15 77V78H16ZM23 77V76H22ZM21 77V78H22ZM25 77V76H24ZM46 77V76H45ZM5 78H6V76H5ZM42 79H43V76L41 77ZM60 78H61V76H60ZM67 78H69L68 76H67ZM133 78V77H132ZM135 78H136V76H135ZM248 78V77H247ZM255 78V77H254ZM254 78H252V79H254ZM23 79V78H22ZM26 79V78H25ZM32 79H36V78H32ZM31 79V80H32ZM41 79V80H42ZM47 79V78H46ZM49 79V78H48ZM145 80L147 79V78H144ZM264 79V77L262 78V80ZM3 79H1L0 81H2ZM5 80V79H4ZM14 80H16V79H14ZM17 80H18V78H17ZM44 80V79H43ZM66 80V79H65ZM69 80H71V83H72V85H74V84H76L77 82H79L78 80H75V79H71V78H69ZM128 80V79H127ZM131 80V79H130ZM261 80V81H262ZM9 81V80H8ZM12 81V80H11ZM33 81V80H32ZM36 81H37V79H36ZM4 82V81H3ZM2 82V83H3ZM13 82V81H12ZM68 82H70V81H68ZM127 82V81H126ZM146 85H148V86H153V88L152 87H144L143 85H142V82H139V85L143 88L142 89V91H144L143 93H147V91H149V93L151 92V93H153L156 97H157V101L155 100L154 101V105L155 106H163V107H167V109L169 110V114L171 115V117H167V118H157V117H155L156 116V114L154 113V109H155V106L153 105V104H149V103H146V105H147V111H148V113L150 114V115H148L147 117L145 116V117H142V118H140L139 117V119H137L138 118V116H135L136 117V124L135 123H127L128 125H129V127L128 128H126L125 127V125L124 124H126V123H123V122H117L116 121V119H119L120 117H116L115 115V117H113L112 119L113 120H115V122H117L116 124L118 125V127H120V126H122V128H123V132H121V133H119V134H116V135H119L118 136V138H116V140H120L123 136L126 138V140L127 141H133L134 142V140H136V139H142V140H144V141H146V140H148V141H151V140H153V138L152 137H155L156 135H160V134H162V129H170V127L171 126H173L175 129H177V125L179 126L180 125V128H184L186 125L188 126V128H190V126H189V124L191 125V127H192V129L193 128H197V130H199V128H200V126H202L201 124H199V123H197L196 122V119H197V117H191L190 116V118H188V119H186V122H184V119H185V117L187 116L186 114H184V113H186V112H188V111H180V110H174L173 109V107L174 106H176L175 105V103L168 97V94H167V90L164 88V87H162L161 85H159L158 83H149L148 81H143ZM238 82H241V81H238ZM8 83V82H7ZM16 83V82H15ZM49 83H50V81H49ZM49 83H48V85H49ZM242 83V82H241ZM253 83V82H252ZM67 84V83H66ZM127 84V83H126ZM240 84V83H239ZM254 84V83H253ZM262 84H264V82L262 83ZM37 85V84H36ZM238 85V84H237ZM248 85V84H247ZM10 86V85H9ZM16 86H17V84H16ZM18 86H23L24 87V85L23 84H19ZM17 86V87H18ZM27 86V85H26ZM117 86V85H116ZM134 86V85H133ZM133 86L131 87L132 88V94L131 95H133L134 93H136V90H139L140 88H136L135 89V91H133ZM157 86V87H156ZM250 86V85H249ZM252 86V85H251ZM260 86V85H259ZM263 86V85H262ZM5 88H6V86H4ZM58 87V88H57ZM139 87V86H138ZM155 87V88H154ZM162 87V88H161ZM245 87V86H244ZM243 87V88H244ZM12 88V87H11ZM10 88V89H11ZM14 88V87H13ZM29 88V87H28ZM39 88V87H38ZM43 88V87H42ZM108 88V87H107ZM115 88V87H114ZM122 88V87H121ZM158 88H160V89H158ZM6 89H8V86H7V88ZM23 89V88H22ZM109 89H112V88H109ZM108 89V90H109ZM163 89H165V90H163ZM237 89V88H236ZM248 89V88H247ZM261 88H259V90H260ZM263 89V88H262ZM261 89V90H262ZM12 90V89H11ZM46 90V89H45ZM44 90V91H45ZM63 90H65V91H63ZM239 90H240V88H239ZM239 90L237 89L236 90V92H235V94H236V96H237V98H234L233 96L230 98V99H225V101L223 102V103H228L229 104V108L230 109H232V111H231V113H233L234 111H237V114L240 112V111H243L244 109H242L243 107H245L248 103L246 102V101H244L246 98H244V100L242 101L241 100V98H240V92H239ZM245 90V89H244ZM255 90H256V88H255ZM21 91V90H20ZM29 91V90H28ZM40 91V90H39ZM43 91V92H44ZM95 91V92H96ZM166 91V92H165ZM9 92V91H8ZM10 92H12V91H10ZM10 92H9V94H10ZM43 92H41V94L43 93ZM46 92V91H45ZM253 92V94H255V96L258 98V97H260V96H258V92H255V91H252ZM263 92V91H262ZM32 93H34V92H32ZM40 93V92H39ZM48 93V92H47ZM121 93H123V92H121ZM120 93V94H121ZM231 93H233L234 94V92H231ZM238 93H240L239 95H238ZM251 93V92H250ZM260 93V92H259ZM44 94V93H43ZM46 94V93H45ZM49 94V93H48ZM51 94V93H50ZM167 94V95H166ZM6 95H8V94H6ZM92 95V94H91ZM148 95V94H147ZM151 95V94H150ZM164 95H165V97L167 98H169V100H170V102H171V104H172V107L170 106V104H169V102L166 100V98L164 97ZM45 96V95H44ZM51 96V95H50ZM49 96V97H50ZM94 96V95H93ZM143 96H144V94H143ZM251 96V95H250ZM253 96V95H252ZM59 97V96H58ZM137 97V96H136ZM152 97V96H151ZM154 97V96H153ZM247 97V96H246ZM24 98V97H23ZM22 98V99H23ZM31 98V97H30ZM39 98V97H38ZM41 98V97H40ZM55 98V99H54ZM256 98V100H257V106L259 105L260 106V108H263L262 106H261V104H262V102L261 101H259L258 99ZM25 99V98H24ZM124 99V98H123ZM134 99V98H133ZM139 99V98H138ZM154 99H155V97H154ZM243 99V98H242ZM264 99V98H263ZM262 99V100H263ZM0 100H2V99H0ZM26 100V99H25ZM24 100V101H25ZM40 100V99H39ZM77 100V99H76ZM140 100V99H139ZM142 100V99H141ZM146 100V99H145ZM249 100H250V98H249ZM255 100V101H256ZM260 100H261V98H260ZM16 101H18L17 99H16ZM29 101V100H28ZM34 101V100H33ZM58 101H61L60 100V98L58 99ZM64 101V100H63ZM62 101V102H63ZM67 101H69V100H67ZM143 101V100H142ZM4 102V101H3ZM2 102V103H3ZM10 102V101H9ZM12 102V101H11ZM15 102V101H14ZM20 102V101H19ZM32 101L30 100V103H31ZM41 102V101H40ZM39 102V103H40ZM61 102V103H62ZM124 102V101H123ZM134 102H137V101H134ZM145 102V101H144ZM152 102V101H151ZM249 102V101H248ZM1 103V104H2ZM24 103V102H23ZM23 103H21V104H23ZM28 103L29 102H27V105H28ZM36 103V102H35ZM43 103V102H42ZM84 103H87L86 101L84 102ZM140 103V102H139ZM220 103V102H219ZM10 104V103H9ZM25 104V103H24ZM34 104V103H33ZM37 104V103H36ZM35 104V105H36ZM56 104V103H55ZM134 104H136V103H134ZM141 104V103H140ZM144 104V103H143ZM2 105H4V103L2 104ZM26 105V104H25ZM32 105V104H31ZM90 105V104H89ZM126 105V104H125ZM137 105H138V102H137ZM216 105H218V104H213V105H211V106H216ZM253 105V104H252ZM254 105H255V103H254ZM263 105V104H262ZM15 106V105H14ZM19 106V105H18ZM39 106V105H38ZM42 106V105H41ZM53 106H54V103L52 104V108H53ZM88 106V105H87ZM86 106V108H88ZM95 106H97V105H95ZM95 106H93V107H95ZM129 106V105H128ZM133 106V105H132ZM210 106V107H211ZM258 106V107H259ZM4 107V106H3ZM20 107V106H19ZM34 107V106H33ZM32 107V108H33ZM55 107V106H54ZM90 108H91V105L89 106ZM92 107V108H93ZM100 107V106H99ZM130 107V106H129ZM208 107V106H207ZM207 107H203L201 110H200V112H204V113H201L202 115V121H204L205 119L206 120H208V118L210 117V116H208V115H206L207 113H211V117H214L215 116V118H217V120L219 121V122H223V120H224V112H228L227 110H230V109H224V105H222V110H220L219 109V107L218 106H216L215 108H213L211 111L210 110H208L207 109ZM227 107V106H226ZM16 108H17V106H16ZM25 108H27V106L25 107ZM31 108V107H30ZM38 108V107H37ZM43 108V107H42ZM96 108V107H95ZM143 109H144V107H142ZM161 109H166V108H162V107H160ZM159 108V109H160ZM194 108V107H193ZM198 108V107H197ZM259 108V109H260ZM3 109V108H2ZM5 109V108H4ZM13 109V108H12ZM58 109V108H57ZM94 109V108H93ZM92 109V110H93ZM101 109V108H100ZM145 109V110H146ZM191 109V108H190ZM253 108H247L245 111H244V113H246L247 111L249 112V111H251ZM258 109V108H257ZM19 110V109H18ZM21 110V109H20ZM53 110H54V108H53ZM80 110V109H79ZM90 110V109H89ZM102 110V109H101ZM125 110V109H124ZM130 110V109H129ZM139 109H137V111H138ZM187 110V109H186ZM208 110V111H207ZM263 110V109H262ZM4 111V110H3ZM35 111V110H34ZM63 111V110H62ZM73 111V110H72ZM81 111H82V109H81ZM88 111V110H87ZM97 111H99V109L97 108ZM130 111H132V109L130 110ZM197 111V110H196ZM257 111L258 110H256V113H257ZM28 112V111H27ZM33 112V111H32ZM37 112V111H36ZM52 112V111H51ZM61 112V111H60ZM95 112L96 111H90L89 113H87V115L88 114H90V116H96V119H95V117H94V119L95 120H97V119H99V120H101V115H100V113H96L95 114ZM100 112V111H99ZM111 112H113V111H111ZM195 112V111H194ZM57 113H58V111H57ZM78 113V112H77ZM82 113V112H81ZM132 113V112H131ZM135 113V112H134ZM189 113V112H188ZM187 113V114H188ZM234 113H236V112H234ZM28 114V113H27ZM52 114V113H51ZM53 114H55V113H53ZM66 114V113H65ZM79 114V113H78ZM120 114V113H119ZM126 114H128V113H126ZM140 114H141V112H140ZM190 114V113H189ZM193 114V113H192ZM260 114V113H259ZM16 115V114H15ZM14 115V116H15ZM34 115V114H33ZM39 115V114H38ZM117 115V114H116ZM125 115V114H124ZM134 115V114H133ZM159 115V114H158ZM240 115V114H239ZM242 115V114H241ZM14 116H13V120H14ZM108 116V115H107ZM109 116H111V115H109ZM129 116V115H128ZM235 117H236V115H234ZM56 117V116H55ZM238 117V116H237ZM60 118V117H59ZM73 118H80V119H84V116H73ZM109 118V117H108ZM232 118V117H231ZM243 118L244 117H242V118H239V119H237V124H239L240 126H243L244 125V123H245V120H243ZM47 119V118H46ZM58 119V118H57ZM71 119V118H70ZM127 119V118H126ZM145 119H146V123H145ZM236 119V118H235ZM11 120V119H10ZM16 120V119H15ZM79 119H77V121H78ZM107 120V119H106ZM120 120V119H119ZM249 120V119H248ZM261 120H263V119H261ZM0 121L2 122V118H0ZM9 121V120H8ZM57 121V120H56ZM59 121V120H58ZM102 121V120H101ZM160 121H162V124L160 125V127H157L158 126V124H156L157 122H160ZM7 122V121H6ZM11 122V121H10ZM52 122V121H51ZM60 122V121H59ZM93 122V121H92ZM95 122V121H94ZM128 122V121H127ZM166 122H168V123H166ZM9 123V122H8ZM8 123H6V124H8ZM70 123H72V122H70ZM91 123V122H90ZM96 123V122H95ZM108 123V122H107ZM260 123H262V121L260 122ZM54 124V123H53ZM92 124V123H91ZM90 124V125H91ZM94 124V123H93ZM160 124V123H159ZM214 124V123H213ZM236 124V126H238ZM258 124H259V122H258ZM3 125V126H2ZM2 127H4V124H3V122H2ZM9 125V124H8ZM7 125V126H8ZM56 125V124H55ZM54 125V126H55ZM61 125V124H60ZM95 125V124H94ZM195 125V126H194ZM211 125V124H210ZM234 125V123L232 124V126ZM0 126V127H1ZM36 126V125H35ZM49 126H51V124L49 125ZM96 126V125H95ZM99 126H100V124H99ZM109 126V125H108ZM216 126H218L217 124H216ZM215 126V127H216ZM259 126H260V124H259ZM91 127H93V126H91ZM105 127H106V123H105ZM239 127V126H238ZM246 127H248V125H244V129L246 128ZM254 127H256V126H254ZM254 127H252V130H253V128ZM52 128V127H51ZM65 128V127H64ZM68 128H69V126H68ZM94 128V127H93ZM110 128V127H109ZM159 128V129H158ZM160 128H161V130H160ZM203 128V127H202ZM232 128V127H231ZM261 128H262V126H261ZM260 128V129H261ZM7 129V128H6ZM96 129V128H95ZM102 129V128H101ZM116 129V128H115ZM185 129V128H184ZM255 129V128H254ZM259 129V128H258ZM257 129V131H259ZM2 130H4V128H2ZM41 129H39V131H40ZM59 130V129H58ZM106 130V129H105ZM118 130V129H117ZM135 130H137V132L139 133V134H133V131H135ZM178 130V129H177ZM176 130V135L179 137V139H177V140H172V141H174L175 143H176V146L177 145H179V144H185L184 142L186 141V137H185V134L184 133H182V132H180L179 130L177 131ZM210 130V129H209ZM256 130V129H255ZM263 130H264V128H263ZM67 131V130H66ZM90 131L92 132V129H90ZM97 131V130H96ZM95 131V132H96ZM101 131V130H100ZM107 131V130H106ZM183 131V130H182ZM215 131H217V129L216 128H214L213 127V130H211L210 132H208V133H210V136H208V135H206V140L205 139H201L200 141L198 140V141H196V142H190V143H192L191 145H192V147L193 148H195V147H198V149H199V146L200 145H202V146H204L205 144V142L207 141V142H209V141H211L212 140V136L213 135H215L214 137H216V136H219L220 135V133H218V131H217V133H215ZM9 132V131H8ZM13 132V131H12ZM37 132V131H36ZM42 132V131H41ZM105 132V131H104ZM110 132V131H109ZM186 132V131H185ZM253 132H255V131H253ZM260 132V131H259ZM28 133V132H27ZM49 133V132H48ZM58 133V132H57ZM62 133H64L63 131H62ZM118 133V132H117ZM187 133V132H186ZM222 133V132H221ZM3 134V133H2ZM8 134V133H7ZM37 135L36 136H33V137H35V138H37V142L35 143L34 142V144L36 145V147H38V146H41L42 144H46V143H48V145H45V147H44V150H42V149H38L37 148V150H36V153H34V155L32 156V158H31V164H38L39 162H38V160H40L41 161V163L44 161V160H46V158H48L47 157V155L45 154V153H47V151H45V149L47 148V147H50L52 150L54 149H56L57 147H54L52 144H53V140L52 139H50V137H48V138H45L46 137V133H43V134H41L40 132H39V135H38V133H36ZM202 134V133H201ZM35 135V134H34ZM51 135V134H50ZM60 136H62L61 134H59ZM252 136H254L253 134H251ZM250 135V136H251ZM7 136V135H6ZM55 136V135H54ZM57 136V135H56ZM92 136V135H91ZM96 136V135H95ZM200 136V135H199ZM5 137V136H4ZM207 137H210V138H207ZM9 138V137H8ZM18 138L19 139H21L22 138V135L20 136H18ZM51 138H53V136L51 137ZM56 138V137H55ZM96 138V137H95ZM107 138H108V141H109V134H108V131L107 132H105V135H104V138L103 139H105V143H106V140H107ZM230 138H231V136H230ZM93 139V138H92ZM159 139V141H161V140H163V139H166V141L168 142L169 141V137L167 136V135H161V137L160 138H158ZM208 139H209V141H208ZM27 140H29V139H27ZM60 140V139H59ZM70 140H71V138H70ZM96 140V139H95ZM112 140V139H111ZM191 140V139H190ZM103 141V140H102ZM114 141H115V139H114ZM155 141V140H154ZM176 141H179V142H176ZM16 142V141H15ZM19 142V141H18ZM17 142V143H18ZM25 142H26V140H25ZM58 142H60V141H58ZM92 142V141H91ZM111 142V141H110ZM230 142V141H229ZM62 143H64V142H62ZM105 143H103V145H106ZM108 143V142H107ZM126 143V142H125ZM144 143H146V142H144ZM169 143V142H168ZM200 143H202V144H200ZM40 144V145H39ZM69 144V143H68ZM120 144V143H119ZM123 144V143H122ZM126 144H128V143H126ZM131 144V143H130ZM158 144V143H157ZM161 144V143H160ZM7 145V144H6ZM14 146H15V144H13ZM20 145V144H19ZM19 145H18V147H19ZM34 145V146H35ZM43 145V146H44ZM108 145V144H107ZM110 145V144H109ZM134 145V144H133ZM132 145V146H133ZM2 146V145H1ZM10 146H12V145H10ZM24 146V145H23ZM57 146V145H56ZM79 146V145H78ZM125 146V145H124ZM176 146H173V144H172V147H174V151L175 152H177L179 155H180V152L178 151V149L179 148H176ZM228 146V145H227ZM4 147V146H3ZM25 147V146H24ZM62 147V146H61ZM66 147V146H65ZM64 147V148H65ZM73 147V146H72ZM80 147V146H79ZM112 147V146H111ZM179 147V146H178ZM189 147V146H188ZM5 148H7V147H5ZM27 148V147H26ZM59 148V147H58ZM108 148V147H107ZM127 148V147H126ZM193 148H192V150H193ZM22 149V148H21ZM63 149V148H62ZM75 149H76V147H75ZM141 149V148H140ZM182 149V148H181ZM1 150V152H2V149H0ZM17 150V149H16ZM18 150H19V148H18ZM58 150H60V149H58ZM67 149H65V151H66ZM72 150V149H71ZM74 150V149H73ZM107 150V149H106ZM144 150V149H143ZM6 151V150H5ZM5 151H4V153H5ZM7 151H8V148H7ZM7 151H6V154H7ZM20 151V150H19ZM22 152L24 151H26V149L24 150H21ZM77 151V150H76ZM76 151H75V153H76ZM195 151V150H194ZM23 152V153H24ZM27 153H29V151H26ZM25 152V153H26ZM62 152V151H61ZM60 152V153H61ZM73 152V151H72ZM108 152V151H107ZM144 152V151H143ZM184 152H186V151H184ZM197 152V151H196ZM19 153H21V152H19ZM55 153V152H54ZM58 153V152H57ZM56 153V154H57ZM79 153V152H78ZM109 153V152H108ZM195 153V152H194ZM227 153V152H226ZM16 154H18V153H16ZM63 154V153H62ZM66 154V153H65ZM102 154H103V152H102ZM150 154V153H149ZM160 154V153H159ZM181 154H182V152H181ZM197 154V153H196ZM201 154L203 155L204 154V152L202 151L201 152ZM19 155V154H18ZM22 155V154H21ZM24 155H26V154H24ZM31 155V154H30ZM55 155V154H54ZM54 155H52V156H54ZM70 155V154H69ZM80 155V154H79ZM112 155V154H111ZM110 155V156H111ZM157 155V154H156ZM178 155V156H179ZM184 155V154H183ZM23 156V155H22ZM29 156V155H28ZM71 156H73V155H71ZM139 156V155H138ZM144 156V155H143ZM142 156V157H143ZM7 156H5L4 158H6ZM9 158L10 157H12V158H15L16 156L15 155H13V154H10L9 156H8ZM7 157V159H9ZM96 157V156H95ZM116 157H117V155H116ZM159 157V156H158ZM200 157V156H199ZM198 157V158H199ZM1 158V157H0ZM19 159H20V156L18 157ZM18 158L16 159L17 161H18ZM23 158V157H22ZM54 159H55V157H53ZM62 158H63V155H62ZM69 158H70V156H69ZM68 158V161L70 160ZM90 158V157H89ZM102 158H103V156H102ZM107 158H109V157H107ZM141 158V157H140ZM179 158V157H178ZM54 159H52V160H54ZM67 159V158H66ZM74 160H79V157H77V156H75L74 158H73ZM73 159H72V162H74L73 161ZM84 159V158H83ZM101 159V158H100ZM158 159V158H157ZM15 160V159H14ZM13 159H12V161H14ZM21 160H23V159H21ZM86 160V159H85ZM84 160V161H85ZM99 160V159H98ZM102 160V159H101ZM106 159H104V161H105ZM122 160V159H121ZM159 160V159H158ZM20 161V160H19ZM49 161V160H48ZM66 161V160H65ZM107 161V160H106ZM111 161H114V160H112L111 159ZM1 162V161H0ZM9 163H10V160L8 161ZM7 162V163H8ZM54 162V161H53ZM52 162V163H53ZM61 162V161H60ZM86 162V161H85ZM119 162V161H118ZM123 162H125L124 161V159H123ZM131 162V161H130ZM129 162V163H130ZM144 162V161H143ZM156 162V161H155ZM13 163V162H12ZM15 163H17V162H15ZM27 163V162H26ZM51 162H50V165L52 164ZM81 163V162H80ZM80 163H79V166H80ZM121 163V162H120ZM139 163V162H138ZM1 164H2V162H1ZM28 164V163H27ZM58 164H59V162H58ZM57 164V165H58ZM126 163H124V165H125ZM3 165V164H2ZM4 165H6V164H4ZM7 165H10V164H7ZM41 165H43V163L41 164ZM72 165V164H71ZM155 165V164H154ZM153 165V166H154ZM157 165V164H156ZM11 166V165H10ZM16 166V165H15ZM14 166V167H15ZM27 166V165H26ZM25 166V167H26ZM62 166V165H61ZM128 166H129V164H128ZM133 166V165H132ZM131 166V167H132ZM159 166V165H158ZM52 167H53V165H52ZM57 167V166H56ZM140 167H142L141 165H140ZM145 167V166H144ZM165 167H167V166H165ZM4 168H5V166H4ZM11 168H13L12 166H11ZM35 168H37V167H35ZM47 168V167H46ZM74 168V167H73ZM103 167H101V170H103L102 169ZM153 168V167H152ZM180 168V167H179ZM71 169V168H70ZM76 169V171H77V173L79 174V176H81V175H88L89 174V170H86V169H77V168H75ZM90 169V168H89ZM177 169V168H176ZM3 171V172H5L6 174H7V176H9V173H8V170L9 169H7L6 168V170H3L2 168L0 169V171ZM12 170V169H11ZM30 170V169H29ZM52 170H54V169H52ZM64 170V169H63ZM65 170H67V169H65ZM99 170V169H98ZM104 170H106V168L104 169ZM159 170V169H158ZM161 170V169H160ZM37 171V170H36ZM58 171V170H57ZM62 171V170H61ZM100 171V170H99ZM98 171V172H99ZM164 171H166V169L164 170ZM183 171V170H182ZM182 171H180V172H182ZM184 171H185V169H184ZM23 172V171H22ZM38 172H39V170H38ZM37 172V173H38ZM41 172V171H40ZM52 172V171H51ZM50 172V173H51ZM54 172V171H53ZM52 172V175H54V173ZM109 172V171H108ZM16 173H17V171H16ZM19 173V172H18ZM42 173H43V171H42ZM62 173H63V171H62ZM76 173V172H75ZM96 173V172H95ZM106 173V172H105ZM104 173V174H105ZM163 173H165V172H163ZM183 174H185V172H182ZM14 174V176H15V173H13ZM12 174V175H13ZM57 174H58V172H57ZM77 174V175H78ZM129 174V173H128ZM11 175V176H12ZM63 175V174H62ZM68 175H69V173H68ZM75 175V174H74ZM91 175V174H90ZM92 175L93 176H91V178L92 177H94V173H92ZM121 175V174H120ZM187 175V174H186ZM13 176V177H14ZM23 176V175H22ZM55 176H57L56 178H58V176H59V174L58 175H56L55 174ZM108 176V175H107ZM123 176V175H122ZM52 177V176H51ZM69 177H72V175L71 176H69ZM118 177H120V176H118ZM161 177H163V176H161ZM160 177V178H161ZM23 178V177H22ZM62 178V177H61ZM89 178V177H88ZM107 177H105V179H106ZM179 178H180V176H179ZM30 179V178H29ZM66 179H67V177H66ZM80 179H81V177H80ZM79 179V180H80ZM105 179H104V181H105ZM19 180V179H18ZM41 180H44V179H41ZM53 180V179H52ZM58 180V179H57ZM82 180H84V179H82ZM90 180H92V179H90ZM90 180H89V182H90ZM153 180V179H152ZM159 180V179H158ZM190 180V179H189ZM9 181V180H8ZM21 181V180H20ZM26 181V180H25ZM39 181V180H38ZM56 180H54V182H55ZM68 181H70V179L68 180ZM86 181V180H85ZM88 181V180H87ZM98 181V180H97ZM112 181V180H111ZM114 181V180H113ZM123 181V180H122ZM121 181V182H122ZM23 182V181H22ZM22 182H20V183H22ZM28 181H26V183H27ZM47 182V181H46ZM71 182V181H70ZM80 182V181H79ZM78 182V184L80 185V183ZM83 182V181H82ZM88 182V183H89ZM109 182V181H108ZM129 182V181H128ZM127 182V183H128ZM133 182H134V180H133ZM136 182V181H135ZM186 182V181H185ZM8 183V182H7ZM10 183V182H9ZM25 183V182H24ZM39 183H41L40 181H39ZM61 183V182H60ZM67 183V182H66ZM75 183V182H74ZM76 183H77V181H76ZM75 183V184H76ZM87 183V182H86ZM91 183H92V181H91ZM99 183H102V180H101V182H99ZM98 183V184H99ZM132 183V182H131ZM138 183V182H137ZM36 184V183H35ZM77 184V186H79ZM141 184V183H140ZM179 184V183H178ZM3 185V184H2ZM6 185V184H5ZM10 185V184H9ZM32 185H34V184H32ZM44 185V184H43ZM61 185H62V183H61ZM73 185V184H72ZM71 185V186H72ZM86 185V184H85ZM91 185V184H90ZM94 185V184H93ZM110 185H111V183H110ZM117 185V184H116ZM132 185H134V183L132 184ZM141 185H143V184H141ZM145 185V184H144ZM180 185H182V183L180 184ZM189 185V184H188ZM187 185V186H188ZM12 185H10V186H8V187H10V188H13V186L11 187ZM45 186V185H44ZM71 186H68V187H71ZM95 186V185H94ZM97 186V185H96ZM112 186V185H111ZM137 186V185H136ZM135 186V187H136ZM148 186H149V188H148ZM147 186V188L148 189H150V185H148ZM152 186V185H151ZM7 187V188H8ZM16 187V186H15ZM46 187H48V186H46ZM57 187H59V186H57ZM75 187V186H74ZM92 187V186H91ZM98 187L100 188V186L98 185ZM142 187V186H141ZM144 187V186H143ZM29 188H32V187H29ZM42 188V187H41ZM101 188H102V186H101ZM139 188V187H138ZM16 189V188H15ZM19 189H21V188H19ZM23 189V188H22ZM35 189V188H34ZM51 189V188H50ZM71 189V188H70ZM73 189V188H72ZM79 189H80V187H79ZM82 189H84V187L82 188ZM144 189H146V188H144ZM144 189L142 190L143 192H141L143 195L144 194H146V191H144ZM161 189V188H160ZM10 190V189H9ZM13 190H14V188H13ZM37 190V189H36ZM55 190V189H54ZM53 190V192H55ZM86 191H87V189H85ZM84 190V191H85ZM151 190V189H150ZM12 191V190H11ZM19 192H20V190H18ZM25 191H27V190H25ZM38 191H40V190H38ZM43 191H44V189H43ZM46 191V190H45ZM50 191V190H49ZM105 191H107V190H105ZM125 191V190H124ZM130 191H131V189H130ZM148 191V190H147ZM163 191V190H162ZM5 193H7L6 191H4ZM13 192V191H12ZM12 192H10V193H12ZM18 192V193H19ZM41 192V191H40ZM97 192V191H96ZM114 192V191H113ZM126 192V191H125ZM152 192V191H151ZM164 192H166V191H164ZM26 193H29V195H30V192H25V194ZM46 193V192H45ZM48 193H50V192H48ZM118 193H120V192H118ZM222 193H224L223 191H222ZM221 193V194H222ZM8 194V193H7ZM14 194H17L16 193V191L15 192H13V194L12 195H7L8 196V199L10 198V197H16V195H14ZM19 194H21V192L19 193ZM57 194V193H56ZM61 194V193H60ZM97 194H98V192H97ZM108 194H110V192H108ZM113 194V193H112ZM127 194H129V193H127ZM167 194V193H166ZM217 195L219 194V193H216ZM22 195V194H21ZM33 195V194H32ZM46 195V194H45ZM50 195H51V193H50ZM92 195H93V193H92ZM126 195V193L124 194H121L120 193V195H118L119 197H117V199H122L124 196ZM162 195V194H161ZM160 195V196H161ZM232 195V194H231ZM24 196V195H23ZM114 196H115V194H114ZM148 196V195H147ZM147 196H145V198L147 197ZM221 196V195H220ZM220 196L218 197V198H220ZM14 197V198H15ZM21 197V196H20ZM50 197V196H49ZM112 197V196H111ZM148 197H150V196H148ZM222 197V196H221ZM44 198V197H43ZM48 198V197H47ZM61 198H62V196H61ZM69 198V197H68ZM85 198H86V195H85ZM153 198V197H152ZM63 199H65V198H63ZM107 199V198H106ZM110 199H113L114 200V198H110ZM141 199H142V196H141ZM207 199V198H206ZM232 199V198H231ZM29 200V199H28ZM32 200V199H31ZM30 200V201H31ZM58 200V199H57ZM70 200V199H69ZM107 200H109V199H107ZM233 200V199H232ZM237 200H238V198H237ZM21 201V200H20ZM119 201V200H118ZM143 201V200H142ZM146 201H147V203H148V199H146ZM19 202V201H18ZM28 202V201H27ZM47 202H48V200H47ZM58 202V201H57ZM61 202H62V199H61ZM83 202V201H82ZM105 202V201H104ZM107 202V201H106ZM110 202V201H109ZM145 202V201H144ZM151 202V201H150ZM233 202V201H232ZM236 202V201H235ZM3 203V202H2ZM42 203H43V201H42ZM45 203H46V199H45ZM63 203V202H62ZM92 203V202H91ZM102 203V202H101ZM153 203V202H152ZM155 203V202H154ZM234 203V202H233ZM22 204H23V201H22ZM40 204V203H39ZM54 204V203H53ZM53 204H51V205H53ZM58 204H60V201H59V203ZM93 204V203H92ZM100 204V203H99ZM99 204H98V206H99ZM106 205H107V203H105ZM110 204V203H109ZM0 205H1V203H0ZM18 205V204H17ZM20 205V204H19ZM18 205V206H19ZM55 205V204H54ZM62 205V204H61ZM94 205V204H93ZM101 205V204H100ZM105 205V206H106ZM150 205H151V203H150ZM154 205V204H153ZM152 205V206H153ZM23 206V205H22ZM89 206V205H88ZM98 206H95V207H98ZM113 206V205H112ZM132 206V205H131ZM134 206V205H133ZM149 206V205H148ZM232 206V205H231ZM14 207H16V208H18L17 206H14ZM13 207V208H14ZM28 207H29V205H28ZM103 207H104V205H103ZM43 208V207H42ZM106 208V207H105ZM29 209H30V207H29ZM98 209V208H97ZM107 209H111L110 207H107ZM115 209V208H114ZM124 209V208H123ZM6 210V209H5ZM23 210H25V208L23 209ZM27 210V209H26ZM42 210V209H41ZM53 210V209H52ZM31 211H33L32 210V208H31ZM115 211V210H114ZM117 211V210H116ZM120 211V210H119ZM124 211V210H123ZM144 211V210H143ZM13 212H14V210H13ZM25 212V211H24ZM34 212V211H33ZM37 212L39 213V211L37 210ZM41 212V211H40ZM45 212H47V211H45ZM49 212V211H48ZM184 212V211H183ZM20 212H18V214H19ZM27 213V212H26ZM57 213V212H56ZM111 213V212H110ZM116 213V212H115ZM128 213V212H127ZM153 213V212H152ZM155 213V212H154ZM14 214V213H13ZM25 214V213H24ZM30 214V213H29ZM34 213H32V215H33ZM125 214V213H124ZM20 215V214H19ZM45 215H46V213H45ZM129 215V214H128ZM221 215V214H220ZM42 216H44V215H42ZM54 216V215H53ZM62 216V215H61ZM193 216H194V214H193ZM23 217H25V216H23ZM27 217V216H26ZM30 217V215L27 217V219ZM57 217V216H56ZM10 218V217H9ZM19 218V217H18ZM34 218V217H33ZM40 218V217H39ZM150 218V217H149ZM222 218V217H221ZM224 218V217H223ZM248 218V217H247ZM17 219V218H16ZM30 219V218H29ZM38 219V218H37ZM37 219H35L34 221H36ZM59 219V218H58ZM229 219V217L227 218V220ZM222 220V219H221ZM226 220V221H227ZM38 221V220H37ZM49 221H50V219H49ZM109 221V220H108ZM143 221V220H142ZM142 221H140V223L142 222ZM153 221V220H152ZM245 221V220H244ZM19 222V221H18ZM44 222V221H43ZM128 222V221H127ZM151 222V221H150ZM225 222V221H224ZM15 223V222H14ZM55 223V222H54ZM53 223V224H54ZM144 223V222H143ZM152 223V222H151ZM21 224V223H20ZM31 224V223H30ZM52 224V225H53ZM147 224V223H146ZM193 224V223H192ZM45 225V224H44ZM52 225H50L51 227H52ZM55 225V224H54ZM222 225H223V223H222ZM42 226V225H41ZM56 226V225H55ZM261 226L263 227L264 225H263V223L261 224ZM1 228V227H0ZM27 228V227H26ZM43 228V227H42ZM59 228V227H58ZM171 228V227H170ZM185 228V227H184ZM242 228H246L245 226L243 227L242 226ZM44 229V228H43ZM49 229V228H48ZM181 229V228H180ZM118 230V229H117ZM126 230V229H125ZM143 230V229H142ZM148 230V229H147ZM173 230V229H172ZM171 230V231H172ZM185 230V229H184ZM264 230V229H263ZM7 231V230H6ZM178 231V230H177ZM242 232V231H241ZM1 234V233H0ZM7 234V233H6ZM15 234V233H14ZM189 234V233H188ZM194 234V233H193ZM193 234H192V236H193ZM196 234V233H195ZM252 234V233H251ZM5 235V234H4ZM16 235V234H15ZM141 235V234H140ZM149 235V233H146L145 234V236H148ZM174 235V234H173ZM143 236V235H142ZM162 236V235H161ZM251 236V235H250ZM264 236V235H263ZM12 237H13V234H12ZM22 237V236H21ZM24 237V236H23ZM26 237V236H25ZM166 237V236H165ZM157 238H158V236H157ZM263 238V237H262ZM1 239H2V237H1ZM0 239V240H1ZM9 239V238H8ZM13 239V238H12ZM145 239V238H144ZM159 239H162V238H160L159 237ZM179 239V238H178ZM184 239V238H183ZM3 240V239H2ZM31 240V239H30ZM187 240V239H186ZM243 240V239H242ZM241 240V241H242ZM13 242H15V239H13L12 240ZM184 242H185V240H184ZM4 243V242H3ZM8 243V242H7ZM39 243V242H38ZM42 243V242H41ZM58 243V242H57ZM179 243V242H178ZM189 243V242H188ZM242 243H244V242H242ZM6 244V243H5ZM10 244V243H9ZM9 244H6V245H9ZM183 244V243H182ZM12 245H13V243H12ZM54 245H56V244H54ZM61 245V244H60ZM186 245V244H185ZM207 245V244H206ZM213 245V244H212ZM57 246V245H56ZM34 247V246H33ZM186 247V246H185ZM37 248V247H36ZM35 248V249H36ZM196 248V247H195ZM198 248V247H197ZM241 248V247H240ZM25 249H26V247H25ZM207 250H208V247L206 248ZM234 249V248H233ZM27 250H28V248H27ZM213 250V249H212ZM243 250V249H242ZM29 252H30V250H28ZM237 251V250H236ZM25 252V251H24ZM33 252V251H32ZM172 252V251H171ZM250 252V251H249ZM248 252V253H249ZM26 253V252H25ZM241 253V252H240ZM200 254V253H199ZM62 256H63V253H62ZM25 257V256H24ZM198 257V256H197ZM220 257V256H219ZM236 257V256H235ZM252 257V256H251ZM1 258V257H0ZM26 258V257H25ZM65 258V257H64ZM68 259V258H67ZM237 259H238V257H237ZM21 260V259H20ZM28 260V259H27ZM243 260V259H242ZM246 260V259H245ZM3 261V260H2ZM14 261H15V259H14ZM225 261V260H224ZM249 261V260H248ZM247 261V262H248ZM255 261H256V259H255ZM258 261V260H257ZM244 262V261H243ZM246 262V263H247ZM250 262V261H249ZM13 263V262H12ZM21 263V262H20ZM263 264V263H262Z\"/></svg>",
    "mask_w": 264,
    "mask_h": 264
},
{
    "label": "water",
    "instance_id": "3",
    "mask_svg": "<svg viewBox=\"0 0 264 264\" xmlns=\"http://www.w3.org/2000/svg\"><path fill=\"white\" fill-rule=\"evenodd\" d=\"M81 4L83 6L88 5L86 1L81 2ZM187 16L186 22L192 20L199 22L200 33L198 36L193 35L185 42L186 46L183 45V50L188 49V51L184 52V57L167 65H159L144 77L147 78L146 81L152 80L153 76L158 73V76H155L157 79L155 82L166 88L168 97L175 103V107L180 108L194 106L224 94L227 81L230 78L229 83L231 84L234 76L231 38L228 30V25L232 26V23L212 18L206 13L198 16L188 14ZM204 19L216 23L214 26L219 25L221 31L223 29L222 35L216 29L206 25ZM41 33L42 28L33 26L19 34L16 40L29 41L40 36ZM128 43L134 47L141 44L135 39H129ZM34 55L39 57L35 53ZM67 75L79 81L74 87H68V91L72 93L76 92L82 85L95 87L105 85L103 77H94L90 70L83 68H70ZM97 96L101 100L100 105L104 111L114 107L115 98L107 99L106 93L103 91L98 92ZM192 223L193 220L189 212H183L173 226L174 228H184L192 226ZM139 232L145 236V232Z\"/></svg>",
    "mask_w": 264,
    "mask_h": 264
},
{
    "label": "flooded vegetation",
    "instance_id": "4",
    "mask_svg": "<svg viewBox=\"0 0 264 264\" xmlns=\"http://www.w3.org/2000/svg\"><path fill=\"white\" fill-rule=\"evenodd\" d=\"M196 31L195 26L191 25L188 28V33L186 34V39L189 40L193 36V32Z\"/></svg>",
    "mask_w": 264,
    "mask_h": 264
}]
</instances>
